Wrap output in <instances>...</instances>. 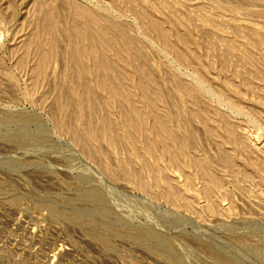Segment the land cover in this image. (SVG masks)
Listing matches in <instances>:
<instances>
[{
	"label": "rangeland",
	"instance_id": "374dc122",
	"mask_svg": "<svg viewBox=\"0 0 264 264\" xmlns=\"http://www.w3.org/2000/svg\"><path fill=\"white\" fill-rule=\"evenodd\" d=\"M0 264H264V0H0Z\"/></svg>",
	"mask_w": 264,
	"mask_h": 264
},
{
	"label": "bare ground",
	"instance_id": "6f19581e",
	"mask_svg": "<svg viewBox=\"0 0 264 264\" xmlns=\"http://www.w3.org/2000/svg\"><path fill=\"white\" fill-rule=\"evenodd\" d=\"M168 32L166 31V30H163L161 33H160V38L163 40V41H165L166 39H167V37H168ZM161 125V127H163V125L162 124H160ZM177 152L175 153V155L177 156Z\"/></svg>",
	"mask_w": 264,
	"mask_h": 264
}]
</instances>
